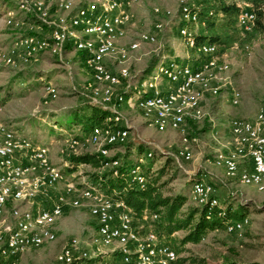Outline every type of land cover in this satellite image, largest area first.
Masks as SVG:
<instances>
[{"label":"built area","instance_id":"2783aa9c","mask_svg":"<svg viewBox=\"0 0 264 264\" xmlns=\"http://www.w3.org/2000/svg\"><path fill=\"white\" fill-rule=\"evenodd\" d=\"M139 1L97 0L98 4L94 1L76 5L73 0H57L52 12L50 0H32L29 9L38 28L47 35L16 36L7 48L0 47V60L17 68L51 55L69 73V61L65 59L68 51L82 54L81 63L89 76L80 87L72 85L70 89L85 101L115 114L106 118L113 124L94 126L82 138L69 137L70 145L83 151L94 147L95 153L109 158L107 154L112 149L105 146L122 147L128 142L129 125L122 123L126 121L117 108L131 101L159 132H179L181 148L174 155L175 161H189L190 144L196 138L189 136L187 121L204 117L201 103L206 95L218 96L225 87L233 106L241 95L229 81L221 83L220 75L229 65L217 46L197 42L191 29L192 24L204 27L195 9L198 0H177L178 17L183 22L179 36L196 57L178 66L174 61L165 63L160 59L156 72L133 79L127 65L130 54L142 44H160L158 34L164 29L162 22H156L151 32H141L128 44H119L133 18L129 7ZM153 13L171 16L170 11L162 12L158 7L153 8ZM255 21V12L242 3L238 28L246 33ZM6 23L15 24L14 16H7ZM162 78L168 81L164 90L157 84ZM45 89L51 98L58 96L54 85L48 83ZM229 132L231 146L216 150L214 165L223 168L227 179L264 191V99L254 117L233 118ZM151 156L150 152L140 156L130 168L131 182L141 188L146 181L141 164ZM119 164L115 159L105 162L104 167ZM61 181L64 186L60 191ZM213 190L212 185L197 181L191 187V198L196 205L217 206L220 202ZM68 206L87 208L94 226L87 235L72 237L62 244L55 257L57 264H176L179 255L151 230L150 220H157V215L144 212L138 216L97 184L69 181L51 163L46 146L35 144L0 122V264H20L24 253L56 241V223ZM248 224V217H243L229 222L225 230L239 233Z\"/></svg>","mask_w":264,"mask_h":264},{"label":"rangeland","instance_id":"374dc122","mask_svg":"<svg viewBox=\"0 0 264 264\" xmlns=\"http://www.w3.org/2000/svg\"><path fill=\"white\" fill-rule=\"evenodd\" d=\"M31 1L0 0V47L7 48L19 35H47V31L40 30L34 20L35 17L29 9ZM56 1L49 2L52 12L55 10ZM73 1L76 5H86L94 1L98 4L97 0ZM154 7H158L162 12L170 11L171 16L155 15ZM129 11L133 18L126 27V37L122 44H128L141 32H151L156 22H162L164 25L163 31L158 34L160 44H142L137 51L130 54L127 65L133 79L142 74L150 76L156 72L157 65L151 68L155 57L163 59L165 63L174 61L177 66L196 57L194 51L187 48L179 36V27L183 22L178 17L177 0H140L131 5ZM7 16H14L16 23L9 26L6 23ZM191 29L196 35L205 33L204 27L199 25L192 24ZM222 58L229 68L220 75L221 83L229 81L238 89L241 97L239 103L233 106L229 91L225 87L218 96L206 95L201 103L204 117L187 121L189 136L196 138V142L190 144L191 160L179 163L175 161L174 155L181 148L179 132H159L141 115L138 108L128 101L117 109L126 121L122 123L129 125V148L127 145L113 148L107 156L118 153L122 155L128 150L130 157L127 165L132 166L136 163L139 153L140 156L146 157L150 152L152 156L144 161L151 163L148 175L158 177L157 183L164 195L180 192L185 194L188 199L186 207L196 205L190 194L196 181L212 185L213 195L222 204H228L233 209L248 200V204L243 206V217H248L249 224L241 232L229 233L224 228L209 231L200 244L186 245V250L180 253L179 257L191 255L203 258L206 264H225L229 261H235L236 264H264V191H258L253 185L227 179L223 168L215 166L213 162L217 149L229 147L227 143L231 142V120L254 117L264 99V32L249 44L248 49L235 45L224 53ZM65 59L69 61V73L64 65L51 55H45L17 68L7 66L0 60V122L35 144L46 146L51 163L60 170H64L73 155L83 152L95 153L94 147L83 151L72 147L67 141L69 137L82 134L80 125L67 128V119L72 111L82 108L87 102L78 93L72 92L70 87H80L89 75L78 54L68 51ZM48 83L58 89L56 98L48 95L45 89ZM167 83L165 78L157 81L163 90ZM107 168L96 170L91 165L82 164L79 172L63 174L69 181H87L89 173H102ZM193 177L196 178L195 181L191 180ZM63 186L64 182L61 181L58 190L61 191ZM34 204L38 203L34 201ZM239 219L241 217L238 216L232 220ZM58 225L57 240L24 253L20 264H57L55 257L62 244L72 237L86 235L94 226L87 208L83 206L66 207ZM182 234L183 232L175 233L178 237Z\"/></svg>","mask_w":264,"mask_h":264},{"label":"trees","instance_id":"16d2710c","mask_svg":"<svg viewBox=\"0 0 264 264\" xmlns=\"http://www.w3.org/2000/svg\"><path fill=\"white\" fill-rule=\"evenodd\" d=\"M242 3L248 4L256 14L254 27L246 33H242L237 26ZM195 4V9L200 21L204 23L205 30L203 35L196 36L197 42L215 44L220 55H223L235 45L244 48L245 45L251 44L264 32V0H198ZM78 55L82 57V54L78 53ZM159 60L155 57L151 62V68ZM114 114L109 109L86 102L82 108L70 113V117L67 119V128L70 129L72 126L80 125L82 134L74 137L82 138L94 126L103 127L107 124H113L111 123L113 121H106V118L113 117ZM126 145L129 148V143L124 146ZM118 147L119 145L105 146L107 149ZM140 155L139 153L138 158ZM129 157L128 150L122 155L118 153L109 158H104L97 153L83 152L71 156L68 165L61 172L68 175L77 173L82 164H88L94 169L100 170L104 168L105 162L119 159V166L108 167L102 173H89L87 181L97 184L115 199L122 200L138 216L144 212L149 215H157V220H150L152 232L169 244L178 255L186 250V245L200 244L209 231L218 228L225 229L226 225L233 221V218L238 216L243 218V206L248 204V200L239 203V207L236 209L228 204H222L219 199V205L213 207H210L208 203L186 207L188 199L182 192L164 195L157 183L158 177L148 175V169L151 166L150 161L141 164V173L146 181L142 188L139 187L131 182V166L127 165ZM195 179L193 177L191 180L195 181ZM177 232H183L182 236H176L175 233ZM186 263L206 264L203 258L191 255L178 257L176 262V264ZM225 264L236 263L235 261H229ZM250 264L260 263L251 262Z\"/></svg>","mask_w":264,"mask_h":264},{"label":"crops","instance_id":"0c3cea01","mask_svg":"<svg viewBox=\"0 0 264 264\" xmlns=\"http://www.w3.org/2000/svg\"><path fill=\"white\" fill-rule=\"evenodd\" d=\"M124 38H125V37H124ZM124 38H123V39H124ZM123 39H120V40H119V44H122V40H123ZM128 102H131V101H128ZM131 103H132V102H131ZM132 104H133V103H132ZM227 144H228L229 146H231V142H228ZM222 146H224V144H222ZM227 148H228V146H227ZM227 148H226V149H227ZM197 179H198V177H197ZM198 180H199V179H198ZM89 216H90V215H89ZM90 218H91V221H92L93 224H94V221H93V219H92L91 216H90ZM58 221H59V220H58ZM58 221H57V223H56V230H57V232H58V227H59V225H58ZM91 231H92V229H91L89 232H91ZM85 232H86V231H85ZM89 232H88V233H89ZM88 233H86V235H87Z\"/></svg>","mask_w":264,"mask_h":264}]
</instances>
